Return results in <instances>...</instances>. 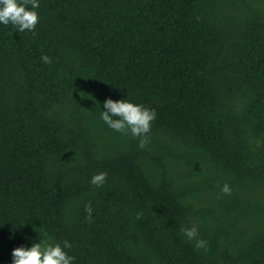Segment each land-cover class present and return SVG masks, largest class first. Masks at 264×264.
<instances>
[{"label":"trees","instance_id":"trees-1","mask_svg":"<svg viewBox=\"0 0 264 264\" xmlns=\"http://www.w3.org/2000/svg\"><path fill=\"white\" fill-rule=\"evenodd\" d=\"M37 12L35 35L0 25V264L40 238L74 264H264V0ZM106 97L156 110L143 148L100 120Z\"/></svg>","mask_w":264,"mask_h":264},{"label":"clouds","instance_id":"clouds-1","mask_svg":"<svg viewBox=\"0 0 264 264\" xmlns=\"http://www.w3.org/2000/svg\"><path fill=\"white\" fill-rule=\"evenodd\" d=\"M40 0H0V25H11L18 32H30L35 35L39 20L37 9ZM41 60L50 64L51 60L44 55ZM99 117L103 124L122 135H131L138 140V147L143 148L150 141L152 121L156 118V110L131 98L112 99L106 97L99 106ZM107 179L106 172L93 174L89 183L101 187ZM224 194H230L232 189L228 183L221 186ZM183 236L188 241H195L194 248H207V241L198 237L196 226L182 227ZM72 244L67 239L58 241L51 238H40L31 241L28 246L20 245L11 250L9 264H74L75 256L68 254Z\"/></svg>","mask_w":264,"mask_h":264}]
</instances>
